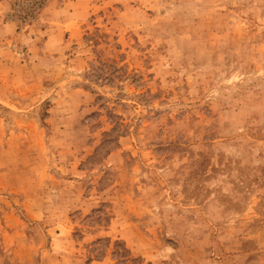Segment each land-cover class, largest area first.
<instances>
[{"label": "rangeland", "instance_id": "obj_1", "mask_svg": "<svg viewBox=\"0 0 264 264\" xmlns=\"http://www.w3.org/2000/svg\"><path fill=\"white\" fill-rule=\"evenodd\" d=\"M0 264H264V0H0Z\"/></svg>", "mask_w": 264, "mask_h": 264}]
</instances>
